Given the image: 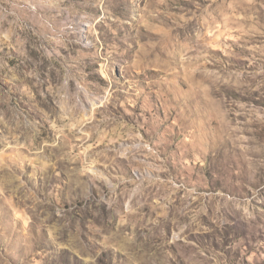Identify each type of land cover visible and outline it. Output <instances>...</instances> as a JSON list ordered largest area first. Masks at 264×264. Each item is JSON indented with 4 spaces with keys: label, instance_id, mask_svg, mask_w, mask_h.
<instances>
[{
    "label": "rangeland",
    "instance_id": "1",
    "mask_svg": "<svg viewBox=\"0 0 264 264\" xmlns=\"http://www.w3.org/2000/svg\"><path fill=\"white\" fill-rule=\"evenodd\" d=\"M0 264H264V0H0Z\"/></svg>",
    "mask_w": 264,
    "mask_h": 264
}]
</instances>
